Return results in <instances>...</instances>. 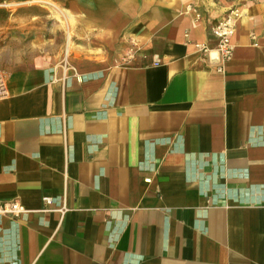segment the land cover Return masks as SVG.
I'll return each instance as SVG.
<instances>
[{
  "label": "crops",
  "instance_id": "0c3cea01",
  "mask_svg": "<svg viewBox=\"0 0 264 264\" xmlns=\"http://www.w3.org/2000/svg\"><path fill=\"white\" fill-rule=\"evenodd\" d=\"M186 1L0 0L9 46H50L55 4L76 32L7 75L0 199L27 212L0 215V264H264V5L219 62L225 6Z\"/></svg>",
  "mask_w": 264,
  "mask_h": 264
},
{
  "label": "rangeland",
  "instance_id": "374dc122",
  "mask_svg": "<svg viewBox=\"0 0 264 264\" xmlns=\"http://www.w3.org/2000/svg\"><path fill=\"white\" fill-rule=\"evenodd\" d=\"M177 1L178 0H158V2L170 4H173ZM208 1H210L211 5L215 7H219L220 5L225 6V11L227 12L225 17L235 11L234 15L236 13L239 14L237 18L241 17L244 13L249 12V6L251 2H259L264 5V0H187L186 7H188L190 10L195 11L198 16L200 15V13L196 11V9H199L201 5H205ZM56 5L57 7H59V9H56V7L55 9H52L53 11L49 9L48 12L51 14H48L49 16H47V19L49 20L50 27H54L55 22H58L61 27H55L60 29L58 32H56L58 33V38L56 37L55 41H52L53 43H51L50 46L36 45L37 42L33 41L34 35H37L36 30H29L23 33L20 27L19 29H15L13 32L15 38H19V40L14 41L15 45L9 46L5 30H0V73H2L6 77V79L8 73H10L11 71L21 67L29 66L42 58L50 59L54 57V55H56L57 57L60 56V58L68 59L70 54L66 56V37L69 35L68 37H70L72 40L73 36V43H75L76 32L75 28L70 25V22H72V20H70L71 17L68 14L69 11L65 7H62L60 4ZM48 6L52 7V5ZM20 13L21 10H15V17H17V15L20 16ZM225 17H223L222 19H224ZM15 25H18V23L15 22ZM23 34H25L26 36L28 35L29 37H26L24 35V38L22 40L21 38Z\"/></svg>",
  "mask_w": 264,
  "mask_h": 264
},
{
  "label": "built area",
  "instance_id": "2783aa9c",
  "mask_svg": "<svg viewBox=\"0 0 264 264\" xmlns=\"http://www.w3.org/2000/svg\"><path fill=\"white\" fill-rule=\"evenodd\" d=\"M234 13L235 11L216 23L212 28V31L217 38V45L214 52L219 62L227 60L233 52L234 46L232 43V36L235 33L236 20L239 16L238 13L235 15ZM220 66L223 67V65ZM7 90V79L2 73H0V97L6 95ZM26 212L27 209L20 202L0 199V215L19 217Z\"/></svg>",
  "mask_w": 264,
  "mask_h": 264
},
{
  "label": "bare ground",
  "instance_id": "6f19581e",
  "mask_svg": "<svg viewBox=\"0 0 264 264\" xmlns=\"http://www.w3.org/2000/svg\"><path fill=\"white\" fill-rule=\"evenodd\" d=\"M50 2V1H49ZM52 3V2H51ZM56 5V4H55ZM56 8H57V5H56ZM59 9V8H58ZM55 13V12H54ZM71 13V12H70ZM69 16H71V15H69ZM68 17V16H67ZM71 17H73V16H71ZM74 48H76V46H75V44L73 43V41L71 40V38L70 37H68V44H67V50H66V56L68 55V54H70V52L74 49Z\"/></svg>",
  "mask_w": 264,
  "mask_h": 264
}]
</instances>
